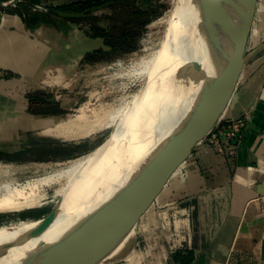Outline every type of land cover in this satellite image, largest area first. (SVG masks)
Masks as SVG:
<instances>
[{
  "label": "crops",
  "instance_id": "1",
  "mask_svg": "<svg viewBox=\"0 0 264 264\" xmlns=\"http://www.w3.org/2000/svg\"><path fill=\"white\" fill-rule=\"evenodd\" d=\"M0 5V134L17 133L0 135L6 139L0 140V158L11 162L29 151V134L56 132L61 122L57 118L62 114L58 112L64 107L56 108L50 93L61 100L62 87L72 85L81 67L92 66L83 63L86 55L109 48L104 38L94 35L91 22L79 25L61 17L51 6L40 9L23 0L11 5L0 0ZM257 13L264 20V0H258ZM263 56L264 52L250 63L254 65ZM235 91H239L235 103L230 99L221 122L247 115L237 156L230 158L207 144L210 148L196 144L171 173L174 176L193 162L198 164L196 176L185 181V188L173 199L172 214L162 226L164 233L157 240L150 239L144 230L137 235L136 248L159 244L156 247L161 255L150 256L159 260L156 264H264V66ZM5 146L9 147L7 152L2 150ZM54 147L33 144L31 151L52 157L77 152L71 146ZM50 155L43 160L51 159ZM171 174L161 187L165 191H157L159 196L168 192L166 186L174 188ZM6 178L0 176V181ZM154 199L157 205L163 200L158 195ZM134 258L135 264H141V258Z\"/></svg>",
  "mask_w": 264,
  "mask_h": 264
},
{
  "label": "water",
  "instance_id": "2",
  "mask_svg": "<svg viewBox=\"0 0 264 264\" xmlns=\"http://www.w3.org/2000/svg\"><path fill=\"white\" fill-rule=\"evenodd\" d=\"M257 2L201 0V29L212 75L207 76L198 90L178 107L173 122L164 127L158 141L150 146L129 177L108 199L50 230L59 217L61 199L48 215L9 229L11 234L0 240V260L19 252L26 253L19 264H109L130 253L135 232L121 251L116 253L111 247L129 227H137L144 210L171 170L222 123L223 112L245 67L264 52V42L246 52ZM104 7L80 12L61 11L59 14L68 19L86 18ZM116 137L115 128L94 150H97L96 155L110 146Z\"/></svg>",
  "mask_w": 264,
  "mask_h": 264
},
{
  "label": "bare ground",
  "instance_id": "3",
  "mask_svg": "<svg viewBox=\"0 0 264 264\" xmlns=\"http://www.w3.org/2000/svg\"><path fill=\"white\" fill-rule=\"evenodd\" d=\"M174 2L177 9L170 15L171 20L175 19L170 42L142 55L126 72L133 81L153 76L149 84L131 95H123L117 103L92 109L85 105L75 117L59 122L55 130L56 134L70 139L114 127L115 141L99 155L96 150L57 163L51 172L25 183L15 181L11 165H0V176L7 177L0 181V212L31 208L44 197L47 187H65L66 190L73 189V195L67 201L69 206L61 212L66 213L62 220L65 222L99 205L125 182L140 158L158 141L164 127L173 122L178 107L213 73L201 29V0ZM25 223L0 227V240L11 234L9 229ZM136 229L129 227L111 249L117 253L125 248ZM25 255L19 252L10 254L0 262L19 264Z\"/></svg>",
  "mask_w": 264,
  "mask_h": 264
},
{
  "label": "rangeland",
  "instance_id": "4",
  "mask_svg": "<svg viewBox=\"0 0 264 264\" xmlns=\"http://www.w3.org/2000/svg\"><path fill=\"white\" fill-rule=\"evenodd\" d=\"M26 2H34V4H37L40 9L42 8H50L56 9L57 11H70V12H80L81 9H92L94 7H89L90 3L94 0H23ZM98 1V0H95ZM100 6H105L101 10L94 11L89 16H104V15H110L113 13V9L110 8L108 4V0H99ZM175 0H138L135 6H139L142 9H147L149 7H153L156 11L157 18L153 21H151L149 24H147L143 30L142 35L138 38L136 43V49L129 51L127 46L124 44H121L119 46V49L116 51H108L109 49H106L105 59L101 60L100 62L96 64H90L92 66L89 67H81L80 71L77 75H74V82L71 86L64 89L62 87V93L63 97L60 99L56 98L54 96V93H50L51 100L55 101V107L60 108L59 106L64 107V109H59L62 111V114L57 118L58 121L65 120L67 118H72V116H75L80 112V109L84 107L85 105H88L90 109L92 108H99L102 105L106 104H113L117 103L123 95H131L135 93L139 88L145 87L149 84L153 76L144 78H141L139 80H132L128 76V69L130 68V64L136 60H138L142 55L153 51L155 49H160L161 47L167 45L171 40V32L173 28V24L175 22L174 20L170 19L171 13L177 9V6L175 5ZM41 2H46V6L42 5ZM8 5L14 4L16 2H13V0H7ZM105 3V4H104ZM2 6V5H0ZM2 8V7H0ZM85 11V10H84ZM158 13V14H157ZM160 13V14H159ZM258 14V13H257ZM256 14V17L254 19V23L252 26L250 39L248 42V46L246 49V52H249L252 50L255 46L258 44L264 42V20H262L261 15ZM88 16V17H89ZM155 16V15H153ZM62 17V16H61ZM87 18V17H86ZM68 19V18H66ZM76 21V20H73ZM86 20H77L78 24L84 23ZM103 21V20H102ZM104 22H101L103 24ZM105 24V23H104ZM264 66V56L261 57L254 65L250 63L248 67L245 70V75H243V79L241 82L236 86V90L239 88H242L243 84L247 81L249 77H251L255 71L260 67ZM125 70V71H124ZM124 72V73H123ZM127 72V73H126ZM124 74V75H123ZM127 76V77H126ZM70 78V77H69ZM63 81V80H62ZM239 91H235L231 97L233 102L235 103L236 95ZM63 104H62V103ZM6 100L3 101V105H6ZM241 104V103H240ZM54 107V106H53ZM6 116H4L5 118ZM11 117V116H9ZM11 123V122H10ZM226 124V123H224ZM13 124H10V127H12ZM114 129V127L102 130V132H98L92 136L85 137V138H73L69 139L66 137H63L60 133L56 134H49L48 132L41 131L38 134H29L27 136V142H29L28 145H31V147L27 148L29 151H24L17 156L18 161H8L4 159L3 157L0 158V165H11L14 169V172L12 176L14 177L15 181L18 183H25L29 180L41 177L46 175L47 173L54 170L57 166L56 164L59 162H64L66 160L79 157L81 155L92 153L100 144H102L108 137L111 130ZM10 133V135H14L16 132H10V131H4L2 136H8L7 134ZM19 133V132H18ZM14 139V138H13ZM9 139L10 141L14 140ZM0 140H6L5 138H0ZM33 144H46L48 146L55 145L56 149H62V148H69L68 146H71V148L75 149L77 152L70 153L68 156L62 154L59 156L52 157L53 155L49 154L51 156V159L43 160L44 157H47L49 155H46L42 152L37 151H31L33 150L32 145ZM207 143L199 142L197 143L198 146H203L202 148H210L211 146L206 145ZM7 148L4 147L2 150H5L7 152ZM198 164H193L187 166L185 170L182 172L175 173L173 176L172 170H171V177L172 183L174 188H169L166 186L165 188L168 190L166 194L160 195L158 192L155 195H158V199L160 200L161 204H156V199H152L149 205L144 210L138 225L137 229L135 231V242L137 241V235H140L139 232L141 230H144L143 232L148 235V237L152 240H157L160 235H162L164 232L163 225L167 217L169 215L171 216L172 211L169 209L172 207V202L174 201V198H178L180 195V191L185 188V181L190 179V177H195L198 173ZM162 183V186H165V182ZM161 186V187H162ZM58 186L53 187H47L46 189V196L40 198L38 200V203H36L31 208L26 209H17L16 212H7L3 213L0 212V227L5 225H10L13 223H19L21 221H32L36 220L38 218H41L45 215H48L52 211L55 210L57 207V204L62 199V205L60 208V214L56 222L52 227H55L56 225H59L62 220L65 217L66 213H61L62 210L67 206H69V203L67 204V201L70 199V195H73V189H65L62 191ZM175 189V190H173ZM61 190L62 192L60 193ZM164 192V188H160L157 191ZM59 192V193H57ZM179 192V193H178ZM176 194L175 196H172V194ZM171 200L169 201V199ZM169 198V199H168ZM168 199V200H166ZM156 204V205H155ZM37 205V206H36ZM155 205V206H154ZM19 210V211H18ZM77 214V213H76ZM68 215V214H67ZM70 217V216H69ZM66 220V218H65ZM63 223V222H62ZM134 242V245H135ZM152 246H145L141 248L133 247L132 250H134L135 253L131 254V252L124 257L123 259L109 264H135V255L138 258H141V264L150 263V264H156L159 260L152 259L151 255H158L160 253L161 255V249H157V245L154 242L150 243Z\"/></svg>",
  "mask_w": 264,
  "mask_h": 264
},
{
  "label": "trees",
  "instance_id": "5",
  "mask_svg": "<svg viewBox=\"0 0 264 264\" xmlns=\"http://www.w3.org/2000/svg\"><path fill=\"white\" fill-rule=\"evenodd\" d=\"M137 1L138 0H108L110 8L113 9L112 14L89 16L87 18L73 20H86L91 22L94 35L104 38L109 48L108 51H116L121 44L126 45L128 50L132 51L136 49L137 40L142 35L145 26L158 16L155 14L156 11L153 7L142 9L139 6H135ZM89 5V7H94L100 6L101 4L99 0H94ZM86 9L87 8H80V11ZM104 21H108L109 23L101 24V22ZM106 53L110 52H107L105 49H100L89 53L86 55L83 63L96 64L105 59ZM60 113H62V111L59 110L58 114Z\"/></svg>",
  "mask_w": 264,
  "mask_h": 264
},
{
  "label": "built area",
  "instance_id": "6",
  "mask_svg": "<svg viewBox=\"0 0 264 264\" xmlns=\"http://www.w3.org/2000/svg\"><path fill=\"white\" fill-rule=\"evenodd\" d=\"M224 123H221L216 130L200 142L207 143L218 153L233 158L238 153L242 134L247 125V115L242 114ZM262 212L264 213V208H262Z\"/></svg>",
  "mask_w": 264,
  "mask_h": 264
}]
</instances>
